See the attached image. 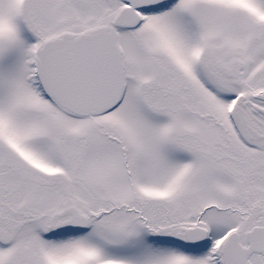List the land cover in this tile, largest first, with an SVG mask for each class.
I'll return each instance as SVG.
<instances>
[{
  "label": "snow or ice",
  "instance_id": "6c2138e0",
  "mask_svg": "<svg viewBox=\"0 0 264 264\" xmlns=\"http://www.w3.org/2000/svg\"><path fill=\"white\" fill-rule=\"evenodd\" d=\"M0 264H264V0H0Z\"/></svg>",
  "mask_w": 264,
  "mask_h": 264
}]
</instances>
